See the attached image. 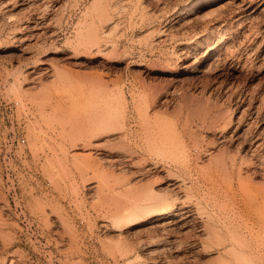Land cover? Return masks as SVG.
<instances>
[{
    "label": "rangeland",
    "instance_id": "1",
    "mask_svg": "<svg viewBox=\"0 0 264 264\" xmlns=\"http://www.w3.org/2000/svg\"><path fill=\"white\" fill-rule=\"evenodd\" d=\"M190 1L0 0V264H264V0Z\"/></svg>",
    "mask_w": 264,
    "mask_h": 264
},
{
    "label": "bare ground",
    "instance_id": "2",
    "mask_svg": "<svg viewBox=\"0 0 264 264\" xmlns=\"http://www.w3.org/2000/svg\"><path fill=\"white\" fill-rule=\"evenodd\" d=\"M219 1L220 0H191L187 4L183 5V7L181 8L179 13H180L181 16H185L186 18H187V16H192L193 19H197L198 20V18H201L204 15L203 10L206 7H208V6H216L219 3ZM101 12H102V15L105 16V18H110L109 17L110 15L108 14L109 10L106 9V7H103V11H101ZM105 14H107V15H105ZM188 19H189V17H188ZM130 152L131 151H128V154ZM134 153H135V151H134ZM128 154H127V156L125 154L126 157H121V158H119L120 156L118 155V159L117 160H115L116 158L114 159L112 157L113 160L116 161V162L115 161L112 162V164H115L116 166L124 165V167L127 168L128 172L131 174V177L137 176V178H140V179H145V178H148V179L151 178L152 179L153 177H155V176H157L159 174L158 170L161 169V168H159L158 165L154 164V163L153 164L151 163L153 166H150V165L143 166V165H141L140 168H137L134 171L130 170V168H133L134 165L137 162H135L132 159L133 158V155H132L133 153L132 152L130 153L131 155H128ZM123 158H125V159L122 160ZM233 166L235 168L236 164H234ZM113 168H115V167H113ZM238 169H239V174L241 175L242 171H243V166H240ZM166 170H167V168L165 169V171ZM167 173H168L167 174L168 176L171 175L170 171L167 172ZM171 177H170V179H171ZM166 179H167V177H166ZM168 179H169V177H168ZM172 180H174V178H172ZM157 181H159V180H157ZM153 182H156V181L154 180ZM168 183H169L170 187H174L173 188L174 190L175 189L176 190L177 189L181 190V186L180 185H176V182H171L170 181ZM151 184H153V183H150L149 185L148 184H139L137 186H132V178L128 177V179L126 180L125 185L127 186V189L129 191L131 190L130 195L132 197L129 195V197H128L129 199H128L126 197V195H125V199L126 198L128 199V200L127 199L125 200V201H127V203L126 204H125V202H123V204L119 203V204H122V205H120L122 207L119 208L120 206L118 205V207H116V208H118L120 210H116L115 211L116 213L114 214L115 217L117 216L116 219H118V220L120 219L122 222L124 221L122 223L119 220L120 223H121V226L125 225V224L128 225V227L129 226L130 227L134 226V225L138 224L140 222V220L142 218H145V216H147V215L149 216L148 218L151 219V222H153V223L158 222V224H154L155 227L170 225L172 223V221H173L172 219H175L174 217L180 216V211H182V213L184 212L183 210L185 209V207L180 208V209L178 208L179 210H177V209L176 210H171L172 209V207H171L172 200L175 198L174 195L176 194L177 191H174L175 193H174V195H172V197H173L172 198L171 195L169 194L171 192H169L168 189H166L167 192L165 191V194H163L162 190H160L161 192L157 191L156 188L153 187V185H151ZM123 188H125V187H123ZM128 190H126V191H128ZM132 192H134V193H132ZM172 193H173V191H172ZM169 196L172 198V200H171V198ZM249 197H250V195H249ZM175 200H177V198ZM253 200L249 199L248 202L244 203V206L239 205V203H238L239 200H238L237 206H238V208L240 210H242V208H245V210H242V211H250L253 208ZM173 204H175V203H173ZM174 206H176V204ZM173 208H175V207H173ZM117 211H120V212H118L119 215L117 214ZM114 220H115V218H114ZM118 220H115V222L117 224L119 223ZM216 229L217 228L215 227V230ZM141 243L139 242V244H141Z\"/></svg>",
    "mask_w": 264,
    "mask_h": 264
},
{
    "label": "built area",
    "instance_id": "3",
    "mask_svg": "<svg viewBox=\"0 0 264 264\" xmlns=\"http://www.w3.org/2000/svg\"><path fill=\"white\" fill-rule=\"evenodd\" d=\"M14 104L17 105L18 103L15 101Z\"/></svg>",
    "mask_w": 264,
    "mask_h": 264
}]
</instances>
